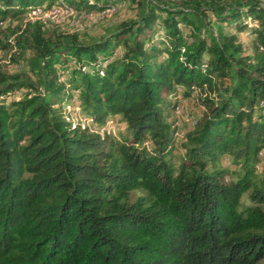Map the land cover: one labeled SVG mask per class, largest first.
Returning a JSON list of instances; mask_svg holds the SVG:
<instances>
[{
    "label": "trees",
    "instance_id": "trees-1",
    "mask_svg": "<svg viewBox=\"0 0 264 264\" xmlns=\"http://www.w3.org/2000/svg\"><path fill=\"white\" fill-rule=\"evenodd\" d=\"M122 1L0 0V24L25 17L0 48L26 67H0V264H256L264 0H129L135 16L95 37L27 17ZM193 95L201 115L178 140ZM115 119L118 136L94 128Z\"/></svg>",
    "mask_w": 264,
    "mask_h": 264
},
{
    "label": "rangeland",
    "instance_id": "rangeland-1",
    "mask_svg": "<svg viewBox=\"0 0 264 264\" xmlns=\"http://www.w3.org/2000/svg\"><path fill=\"white\" fill-rule=\"evenodd\" d=\"M65 5L64 3H62ZM53 5L51 8H47L45 4L42 6L41 11L43 14L39 13L38 15H32L27 17L30 19H40L42 21H50L53 23H58L62 28L66 30L76 31L82 33L88 37H95L99 35L105 27L113 26L114 24L120 22L123 19H130L135 16V4L130 3L129 0H124L119 2L117 5L111 6L101 11H74L69 8H65L63 5ZM36 8V7H35ZM45 8L46 11L43 9ZM114 8H117L115 11H111ZM53 9L58 10V12L53 13ZM59 12H62L59 13ZM81 15V17H77ZM99 14V16H98ZM51 15V16H49ZM25 17L22 16L21 20L18 19H6L3 23L0 24V35L6 34L10 38L20 33L21 28L23 27ZM8 28V29H7ZM225 31L228 34H236V36H240L241 41L247 47L253 39V35L247 30L244 32L236 33L232 28H225ZM11 50L9 49H1L0 48V67L3 70H6L9 73H26V67L21 59H12L10 57ZM196 95L191 96L190 98L181 99L179 105L177 107V116L178 122L181 126L178 132V140L184 134V131L190 127L195 122V118H198L201 115V106L198 98H195ZM67 110H70L74 120L83 121L84 119L80 118V112L78 108L73 105V103H65L63 105ZM83 119V120H82ZM183 126V127H182ZM99 131H107L113 135L118 136L120 132H124V124L119 120H109L105 126L94 127ZM176 154L181 153V149L178 147L175 151ZM221 162L223 166L228 168H234L235 165L232 163L231 157L224 155L221 157ZM264 167V149L259 153V162L257 164L256 172L260 173ZM249 198L247 197V192L243 193L241 198V206H253ZM264 208V206H262ZM239 210V209H238ZM255 221H252V227L254 226ZM256 264H264V258L258 261Z\"/></svg>",
    "mask_w": 264,
    "mask_h": 264
},
{
    "label": "built area",
    "instance_id": "built-area-1",
    "mask_svg": "<svg viewBox=\"0 0 264 264\" xmlns=\"http://www.w3.org/2000/svg\"><path fill=\"white\" fill-rule=\"evenodd\" d=\"M117 8H114L113 10H111V11H115ZM41 12V15L43 14V12L42 11H40ZM54 12H58V10H56V9H53V13ZM59 13H61L62 14V12H59ZM71 14H76V13H71ZM77 15V17L79 18V17H81V15H78V14H76ZM98 16H99V14H98ZM29 17H30V15H29Z\"/></svg>",
    "mask_w": 264,
    "mask_h": 264
},
{
    "label": "bare ground",
    "instance_id": "bare-ground-1",
    "mask_svg": "<svg viewBox=\"0 0 264 264\" xmlns=\"http://www.w3.org/2000/svg\"><path fill=\"white\" fill-rule=\"evenodd\" d=\"M43 9H44V8H43ZM45 10H46V9H45ZM40 11H41V8H40V9L32 10L31 13H32V15H38L39 13H41ZM30 15H31V14H30ZM49 16H51V15H49Z\"/></svg>",
    "mask_w": 264,
    "mask_h": 264
}]
</instances>
